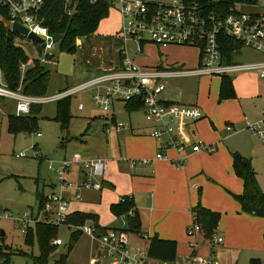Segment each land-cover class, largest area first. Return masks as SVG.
Listing matches in <instances>:
<instances>
[{
    "label": "rangeland",
    "instance_id": "obj_1",
    "mask_svg": "<svg viewBox=\"0 0 264 264\" xmlns=\"http://www.w3.org/2000/svg\"><path fill=\"white\" fill-rule=\"evenodd\" d=\"M149 1L157 4L171 2V0ZM257 2L262 5L264 0H257ZM238 8L245 11L250 10V7L239 6ZM120 28L119 13L113 8L108 17L100 22L97 33L95 32L86 39L77 38L73 42L74 50L71 54L61 47L60 42L50 51L42 50L39 45L26 38L18 39L16 43L25 50L31 60H45L44 66L51 72L47 96L55 95L65 88L81 84L91 75L107 71L108 68L117 64L120 59V49L125 45L130 56H133L140 66L156 67L161 65V61H163L167 65L180 64L185 65L187 69L197 68V48L170 45L168 49H163V47H158L151 42H144L143 52H138L139 46L134 41H128L124 44L123 41L115 37ZM62 45L66 46L67 44L64 42ZM244 50V55L241 58L237 55L234 57L238 64L254 63L260 59L254 60L260 53L248 49ZM141 57L146 64H143ZM247 73L249 77L244 79L245 83L241 82V85L248 87L246 88L248 96L242 99L238 96L224 99L220 103L218 95V121L222 120V122L214 123V125L208 119H200L197 121V125L208 121L207 126L202 125V131L206 133V136L214 134L217 136V139L211 142L198 129L201 139L207 145L212 143L214 146L212 153L215 154L221 145L224 146L230 141L232 142V146H230L232 152L245 155L247 159L251 160L257 181L264 193V142L248 128L252 121L259 119L260 111H264V80L254 71ZM219 78L218 76H211L208 78L184 77L174 79L171 81L167 97L179 104L183 97L200 98L207 94V104L212 105L211 98L214 96ZM0 81H3L1 72ZM234 81V84L237 83L236 85H238L240 76H237ZM235 92L237 95L236 88ZM81 101L85 103V109L82 111L78 109V103ZM7 103L8 105L0 106V230L5 232V236L0 238V249L12 254L11 264H35L24 254L39 256L38 243L36 239L33 245L27 242L21 223L15 219L21 218L28 212H33L36 216L40 211L41 198L50 194L59 196L61 188L58 175L50 168H57L63 161H67L71 167L68 176L71 182H77L82 176V170L86 169V165L92 161H102L108 167L104 173L101 191H84V202L75 203L81 202V200L69 203L70 213H96L100 225L106 228H113L116 224H121L124 217L116 216L112 207L121 205L122 198L134 199L136 202L133 193H139L141 189L145 193L146 189L139 187L140 184L136 180L142 178L145 180L148 176H141L140 169L135 170L138 166L134 164L149 160L150 164L147 165H151L148 167L151 169L152 160L160 152L151 140V132L144 131L141 135H137L132 132V127L129 126L131 123L135 129L139 124L145 125L147 121L144 114L141 112L134 113L130 120L125 108L120 104L117 107L118 122L128 124L123 131L118 132L112 118L95 107L89 95L78 94L71 99L73 119L67 128H63L55 119L58 102H50L38 105L41 108L40 112L31 115V118L35 120L34 123H31L26 129L21 128L14 132L10 129V119L16 116V102L10 100ZM106 118H109L110 121ZM228 127H231V131H228ZM88 128L90 129L88 130ZM174 129L181 142H185L183 134L184 138L188 137L189 140H193L192 133L189 132L182 120L175 123ZM243 129L249 131L257 139L253 142H247L245 138L228 139V134L239 133ZM37 134H41V136L38 137ZM135 137L138 140L134 139ZM162 140L167 141L168 139L165 137ZM169 149L163 150L164 154ZM171 149L168 155L172 159L175 148L171 147ZM21 153L25 157H20ZM141 170L145 173L149 172L144 168ZM137 173H139L138 177L136 176ZM93 181L97 182V180ZM146 193L147 196L143 199L140 207L137 202L135 203L140 219L144 213L149 214L150 210L149 203L153 194L150 190ZM214 196L215 194L212 192L210 197L215 198ZM157 199L162 204L167 202L164 193L163 195L158 194ZM7 212L12 218L5 217ZM49 217L53 218L50 215ZM85 223L92 224L90 221ZM125 224L127 223L125 222ZM229 224L232 223L229 221ZM193 225L191 222L188 228ZM188 228L185 229V241L180 246L182 259H185V256L188 258L195 256V251L198 252L199 264L203 259L209 258L213 264H222L230 259L218 251L222 245L217 246L216 249L214 246L215 256L212 257L209 241H205L203 232L196 236H190ZM74 231L75 229L68 226L59 228L58 235L56 234L53 239L60 238L64 244L56 248L52 243L50 244L51 252L48 256V264H55L61 255L66 254L68 255L66 264H112V261L106 256V252L102 251L100 244L88 235H83L82 232L80 239L70 249L71 235ZM240 235H238V239L243 237L244 233ZM218 236L220 237V233L215 234L214 237ZM221 237L224 238V236ZM129 238L133 250L145 249L147 264H163L148 257L149 240L147 238L141 239L131 232H129ZM249 239L240 240V243H237L238 247L233 249L239 253L235 256L232 255L234 259L229 264H255V262L256 264H264V234L259 239L257 233L254 232ZM99 251L102 252L100 259L98 258Z\"/></svg>",
    "mask_w": 264,
    "mask_h": 264
},
{
    "label": "built area",
    "instance_id": "obj_2",
    "mask_svg": "<svg viewBox=\"0 0 264 264\" xmlns=\"http://www.w3.org/2000/svg\"><path fill=\"white\" fill-rule=\"evenodd\" d=\"M218 1L171 0L167 4H157L149 0H88L92 5L106 3L109 10L114 8L118 11L121 28L115 37L124 44L134 41L139 46L138 52L143 51L140 44L144 42H151L163 48L170 45L194 47L200 51V65L195 69H187L180 65L164 69L140 66L130 57L125 45L120 49L118 67L92 76L81 84L65 88L52 96L25 95L21 87L13 90L4 80L0 81V103L14 101L16 116H28L33 106L72 99L78 94L89 95L94 106L104 114L111 113L117 103L140 102L147 123L153 127L150 137L154 139L167 137L165 149L174 147L179 151H185V146L178 143L174 137V125L179 120L198 121L203 117V112L194 106L164 102L161 96L167 88L166 79L202 75L229 77L252 71L258 72L260 78L264 79V62L240 65L229 61V57L224 54V41L230 38L240 45L238 50L249 49L264 55V3L259 5L257 0L254 2L244 0L235 2L227 11L221 8L212 9ZM81 2L82 0H0V6L7 10L10 29L14 24H20L30 33L43 39L45 51H50L56 44L47 25L48 12L57 5L66 17L71 18L78 12ZM239 6L250 7V10H240ZM40 61L43 64L45 62ZM32 64L33 60L30 59L28 64L22 67V72L24 73ZM78 109L80 111L85 109L83 101L78 103ZM115 126L120 132L125 124L116 122ZM248 128L264 142V111H261L260 120L249 124ZM227 129L231 131V127ZM203 147L199 142L192 149L199 152ZM204 148L209 152L213 151L211 148ZM19 156L25 157L23 153ZM156 159H166L163 150L156 154ZM141 163L147 165L149 160ZM107 168L102 161H92L82 170L83 179L71 182L68 179L71 167L67 161L61 162L57 168L51 167L50 169L58 175L61 190L72 194L70 198L63 194L59 196L50 194L43 198V205L36 216L33 212H28L15 219L21 223L24 235L41 222L58 227L68 226L80 230L98 242L112 264H146L145 250L131 248L126 229H108L100 233L92 224L85 223L74 227L68 223L69 203L82 200L84 191H100L101 179ZM83 171L87 174H83ZM5 217L12 218L8 212L5 213ZM201 231L200 225L196 223L188 228L190 236H196ZM222 242L223 238L214 237L209 241V246L212 249L214 245ZM63 243L60 238L52 242L54 246H61ZM0 264H4L1 256ZM201 264L213 263L209 258L202 260Z\"/></svg>",
    "mask_w": 264,
    "mask_h": 264
},
{
    "label": "crops",
    "instance_id": "obj_3",
    "mask_svg": "<svg viewBox=\"0 0 264 264\" xmlns=\"http://www.w3.org/2000/svg\"><path fill=\"white\" fill-rule=\"evenodd\" d=\"M168 48L169 47H164L163 49H168ZM243 50L244 49H240L236 53H232V55L229 57V61H231L232 63L238 64L236 62V58L234 57L235 55H237V57L241 58L244 55L245 50L244 51ZM130 57L137 63V60L133 56H130ZM257 58L258 59L260 58V59L254 63L264 62L262 61V58H264V55L259 54L254 60H257ZM140 59L141 61H143V64H146V62L143 60V57H141ZM197 61H198L197 63V67H198L201 63V55H200L199 50H198ZM119 62H120V59L118 60L116 65H114L111 68H108V70L118 67ZM250 63L252 62H248L244 64H250ZM165 64L166 63L161 61V65H157L156 67L164 69V68L174 66L170 64L168 65L167 64L165 65ZM239 64L241 65V63ZM175 65H180V64H175ZM180 66L185 67V65H180ZM256 73L258 74V72ZM211 76H218V75H202V76H189V77L208 78ZM237 76H240V81L238 85H236L237 83L234 84L235 82L234 80L236 79ZM90 77H92V75ZM218 77H220L218 81V86H216L214 96L211 98L212 105L207 104L208 103L207 94L201 96L200 98L183 97L181 98L179 104L194 106V107L199 108L203 112V117L201 119H208L209 121L213 122V124L214 123L218 124L222 122V120L218 121L219 120V113H218L219 106H217V98L219 95V102L221 103L223 101L220 99V87H221V80L223 76H218ZM248 77H249V74L247 72L237 73L233 76L228 77L233 81L234 91H235V88L237 89V95L235 92V97L233 98H236L238 96L240 99H242V98H245V96H248L247 91H246V88L248 87L246 85H241V82L245 83L244 79ZM181 78H184V77H181ZM174 79H178V78H170V79L165 80V84L167 85V88L163 92L161 98L164 102L177 104V102L171 101L167 97V93L171 87V81ZM7 102L9 101L1 102L0 106L3 104L8 105ZM119 105L120 103H117L115 105L114 110H112L111 113L106 115L112 118V122L114 124L118 122L117 107ZM122 105L125 108L127 114L129 115L128 118H130V120H131V116H133L132 114L134 113L141 112L142 114H144L141 108L136 111L130 112L127 110L126 104H122ZM260 118H261V111H260L258 120H260ZM106 120L110 121L109 118H106ZM258 120H254V122H257ZM182 121L185 123V126L188 128L189 132H191L193 135V140H189L188 137L184 138V134H183V139H185V142H181L179 136L176 134L175 129H174V137L178 143L185 146L186 148L185 151H179L178 149L175 148L176 151L174 150V155H173V158L171 159L168 155V152L171 149L170 148L166 152V159L158 160L155 157L154 160H152L153 165L151 169H148V167H150L151 165L149 166L145 165L141 163L142 161L136 162L134 164L135 166H138L137 168H135V170L140 169L141 176L143 175L148 176L147 178H145V180L144 178L136 180L140 184L139 187L146 188L145 193H143L144 190L141 189L139 193L134 192L133 193L134 196L132 195L133 197H135V201L139 204V207L141 206L140 204H142L143 199L146 198L147 196L146 192L148 190H150V192L153 194L151 197L150 203H149L150 204L149 214L144 213L142 218L140 219L141 233L135 234V235L141 237V239L147 238V240L157 236L159 237V239H162V240L175 241L177 242V260L174 264H199V260L197 257V253H198L197 251H195L194 253L195 256L193 255L194 257L192 256L188 258L185 256V259H182L180 246L182 242L185 241V229L187 230L190 223L193 222V216H192L191 211L198 203H200L203 207L213 212H217L221 214V219H220V222H219V225H218V228L215 234L220 233V237L224 236L225 239L221 237L223 238L222 244H216L214 246L216 249L217 246L222 245L218 251H220V253L223 256H227L228 258H230L222 264H225V263L229 264L230 261L234 259L232 255L235 256L237 253H239L238 251H235L236 249H233V248L238 247L237 243H240V240H250L249 238L253 236L254 232L257 233V235L259 236V239H260V236L264 234V219L243 213L241 210V205L234 198V195H241L243 193L244 184H243V181L236 176L234 169H233V153H237V152H234V151L232 152V150L230 149V146H232V142L228 141L227 143L224 144V146L221 145L218 151L214 154L212 153L214 152V149H213L214 146L212 145V143H208L209 145H207L201 139L200 133L198 131V129H200L201 133L204 135V137L207 140L211 142L213 140H216L217 136L215 134L212 136H206V133L202 131L203 129L202 125L205 124L207 126L208 121H205L203 122V124H199V125H197L198 123L197 121L195 122L186 121V120H182ZM254 122L252 121V123ZM127 124H125L124 129L127 127ZM129 126L132 127L131 128L132 132H135L137 135H141L144 131L152 132L153 130L152 125H150L147 122L145 125L139 124L135 129L133 128L131 123ZM227 137L229 140L245 138L247 142H250V141L253 142L254 140L257 139L249 131H246L244 129L239 133L238 132L230 133L228 134ZM134 139L138 140V138L136 137ZM162 139L163 138H160V139L152 138L151 139L155 145V148L158 149L159 151L165 150V144L167 143V141H164ZM199 142H201L204 147L213 149V151L209 152L206 150V148L203 147L201 151L194 152L192 148L194 145L198 144ZM233 150H237V149H233ZM207 152L212 153V154H208ZM237 154H240V153H237ZM241 156L244 157L245 155H241ZM142 168L147 169L149 172L147 173L143 172L141 170ZM138 174L139 173L136 174L137 177H138ZM82 179H83V176H81V178L79 177V180L77 182H79ZM101 182L103 183L104 179L103 181L101 179ZM210 189H213V190L211 191ZM212 192H214L215 198L210 197V194ZM163 193L166 195V198H167V202L165 204H162L157 199V195L158 194L163 195ZM60 194H63L65 197L70 198L72 193L69 191L61 190ZM82 202H84V196L81 202H75V203L81 204ZM90 214H93L94 216H96V221H93V220H88V221L92 222V225L96 226L98 230H99L98 226L104 229V232H106L108 229H126V227H128V224H124L126 222L125 219L124 221L122 219V223L119 225L116 224V226L113 228L103 227L102 225H100L98 215L96 213H90ZM230 216H232L233 218ZM229 221L232 223L231 225L230 224L228 225ZM2 231L3 230H1V234H2ZM104 232H100V233H104ZM241 233H244V235L243 237H240L238 239L237 237ZM203 242L205 243V241ZM214 254H215V250L213 247L211 249V256L214 257L215 256ZM220 257L222 256L220 255ZM98 258L99 259L102 258V252H101V256ZM146 264H147V260H146Z\"/></svg>",
    "mask_w": 264,
    "mask_h": 264
},
{
    "label": "trees",
    "instance_id": "obj_4",
    "mask_svg": "<svg viewBox=\"0 0 264 264\" xmlns=\"http://www.w3.org/2000/svg\"><path fill=\"white\" fill-rule=\"evenodd\" d=\"M237 1L244 0H219L218 4L211 5L213 8H221L227 11L230 6ZM254 2L256 0H246ZM109 6L106 3H98L92 5L88 0H82L78 12L71 18L63 14L62 9L55 5L48 12L47 25L50 33L53 36H62L60 45L68 53L74 50L73 42L77 38L86 39L97 32L100 22L109 15ZM7 10L0 6V72L3 75L4 82L13 90L22 88V92L29 96H46L50 81L51 72L41 63L40 60H33V64L27 67L25 72H22V67L27 65L30 58L25 50L16 43V40L24 37L11 32L8 26ZM67 44L63 46L64 42ZM144 43L140 44L143 49ZM240 45L226 38L224 41V54L230 57L232 53L238 50ZM235 97L233 81L228 77H222L220 87V99H229ZM128 111H136L141 108L140 102H130L126 104ZM41 108L36 105L32 107L31 114L28 116H15L10 119L11 131L17 132L19 129H26L34 119L32 114L40 112ZM26 117V118H25ZM56 121L63 128H67L73 117L71 114V99L58 101ZM90 128H88L89 130ZM35 148V147H34ZM233 169L238 178L243 181V193L234 195L235 200L241 205L243 213L264 219V193L257 181L256 172L251 164V161L240 154L233 153ZM40 198V197H39ZM121 205L113 206L112 211L118 217H124L128 227L126 230L134 234L141 233L140 219L136 218L137 209L133 200L122 198ZM43 205V198L40 199V207ZM193 223L199 224L203 232L205 241H211L218 228L221 214L213 212L200 203H198L191 211ZM96 221V216L85 213H72L68 216V223L71 226L77 227L85 224L86 221ZM58 226L48 222L38 223L35 228L31 229L26 238L27 242L34 244L38 243L40 254L39 256L27 255L35 264H48V256L51 252L50 244L54 241V237L59 232ZM100 232L104 229L98 226ZM82 236L80 230H75L71 235L70 249ZM53 245V244H52ZM57 246H55L56 248ZM0 256L4 260V264H11L12 254L4 252L0 249ZM68 255H61L55 264H66ZM148 257L165 264H174L177 260V242L162 240L155 236L149 239ZM256 264V262H255Z\"/></svg>",
    "mask_w": 264,
    "mask_h": 264
},
{
    "label": "water",
    "instance_id": "obj_5",
    "mask_svg": "<svg viewBox=\"0 0 264 264\" xmlns=\"http://www.w3.org/2000/svg\"><path fill=\"white\" fill-rule=\"evenodd\" d=\"M11 32L16 34V35H19V36L26 38L27 40L33 42L34 44L39 45L42 50L46 49V46H45L43 39H41L40 37H38L37 35H35L33 33H30L27 28L21 26L20 24H17V23L14 24L12 26ZM61 40H62V36H60V35L53 37V42L55 44H58ZM83 174H87V173L85 171H83ZM136 218L138 220L140 219L138 213L136 214ZM2 236H5V233L3 231H2ZM100 256H101V252L99 251L98 257H100Z\"/></svg>",
    "mask_w": 264,
    "mask_h": 264
}]
</instances>
